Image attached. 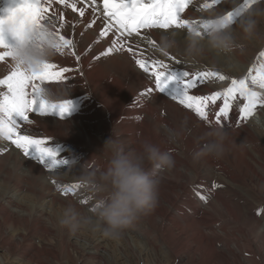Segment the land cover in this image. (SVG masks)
<instances>
[{
	"label": "bare ground",
	"instance_id": "6f19581e",
	"mask_svg": "<svg viewBox=\"0 0 264 264\" xmlns=\"http://www.w3.org/2000/svg\"><path fill=\"white\" fill-rule=\"evenodd\" d=\"M4 2L3 0L1 6L4 5ZM75 2L78 8L81 6L84 7V17H80L78 12H73L66 20L61 21L55 14V18L52 19V22L58 27L61 24L63 25L61 34L73 40L76 46L75 51L76 54L80 56V61L77 64L75 57L72 56L70 52L66 51L63 56L57 53L51 62L62 67L78 68L79 71L65 74L67 77L66 81H46L42 85V87L48 91L46 98L50 102L60 103L65 100H70L72 102L73 107L71 115L61 119L58 114H30L32 118L37 119L34 128L39 127L43 139L54 141L56 139V141L63 144H71L75 150L81 152L83 156H85V158L79 161L80 168L75 166H71L69 169L67 168L68 178L73 174V178L75 179L71 187L72 191H74L79 183L80 176L84 170L88 168H107L111 153L110 150H104L103 147L105 142L111 138L112 135L114 139H118L122 143L125 151L139 150L141 141L149 140L162 152H170L175 160V167L171 171L159 174L161 182L159 186L158 203L151 213L155 216L164 217L171 208L176 210L178 216L181 214L182 217V213H184V217L191 221V226L195 227L194 235L197 236L196 239L199 237L202 240V243L200 242L201 244H198L196 248L193 247V245L188 247L194 251L189 250L184 252V254L189 255V259L191 258L196 262L199 261V259H206L210 263L211 260L215 258L220 264H241L240 257L235 253V249L229 248L227 243H225L223 250L217 249L215 241L210 240V237L216 238L219 236V233L214 231L217 222L213 219V212L221 211L226 214L229 220L239 224L240 232L246 231L248 233L247 237L254 240V243H250L258 244L257 249L254 250L249 243V250H251V252L249 250H246V252L252 253L254 258L259 256L264 259V230H259L257 228L259 220H251V218L245 222H241V217L238 216V211L235 210V207L224 201L220 196V193L224 190L225 192L229 191L230 194L238 195V189H234L229 183H232V186H237L242 185L244 182H248L246 180L248 178L252 179V177H255L260 179L259 173H257V170H255L254 166L250 163L251 159H247V156L251 157V155L248 154L244 147L239 146L232 140L231 126L233 124L230 122L231 120H229V117L224 121L225 126L220 127L229 133L228 141L226 142L227 151L223 158L235 168H225L222 162L224 160L222 159V161L220 159L207 157L199 160L194 159V153L207 142L208 138L206 134L213 126L219 127L214 122V108L210 107L212 105H209L208 108L209 118L213 121L211 126V124L209 125L201 121L194 112L185 109L177 101L172 100L170 96H167V91L165 94L154 91L151 95H143L146 88H154V83L151 77H148L138 68L134 59L128 52H114L112 55L108 56L101 55L108 47L114 46L113 41H116L119 35L114 32H109L107 37H101L99 35L100 31L105 26V21L102 18V0H100V5H92L91 0H83V3H81V0H75ZM8 10L9 7L6 9L0 7V13L6 17L8 15ZM184 17L198 20L199 14L195 13L193 10H187ZM92 21H96V23L92 24ZM173 32L177 34L178 48L170 50L168 54L181 61L179 64H176L174 60H170L167 55L163 54L149 43L151 39L156 40L157 44H159L163 35ZM144 35L145 38L143 40H137L138 38L144 37ZM5 38L10 45L15 46L16 41L10 33H5ZM119 40L124 41L125 37H119ZM182 40L183 36L180 31L173 29L144 30L139 37L135 34L131 37H127L128 46L133 47L134 51H142L144 58L164 60L166 63L170 64L174 70L179 72L186 70L196 72L198 66L196 67L195 63L185 58L182 53ZM137 45L139 46L138 48ZM116 46H118V44ZM206 56L210 58V53L206 54ZM97 57L99 58L97 59ZM11 68L12 62L10 60L0 63V78L8 75ZM174 87V85H171L170 90L174 89ZM214 91H220V89H213L212 85L201 83V85H199L197 89L192 90L190 94L210 95ZM234 125H238V127L245 132L244 140L246 143L249 144V142H251V144H253V141H256V135L252 133L241 120ZM165 127L182 131L180 139L175 143H169L166 139ZM261 127L264 131V123ZM251 138L252 140H250ZM258 141L257 139V142ZM46 146L54 148V146L49 144ZM262 147L264 148V146ZM55 149L58 150V148ZM12 154L14 153L12 152ZM258 155L260 158H264V154L260 153ZM6 159H4V161H6ZM0 161H2V159H0ZM20 161L21 160L17 161L16 158L13 159V170L12 176L10 177H13V184L15 188H18V191H15V189L14 191H9V188H3L1 190L2 192H0V200H11L13 197V195H11L12 192L13 194L16 192L19 193V191L26 186L29 188L33 187V189L37 188V186L45 187L43 178L49 174H44V172H47L45 171L44 165L32 164L33 162L31 163L28 161H24V163H26L24 165L21 164ZM241 165H243L242 167L244 168V175L242 177L235 174V172L239 171ZM200 166L203 167L202 171ZM15 169L18 174L19 172L22 174H17L15 177ZM149 171L151 172V166H149ZM220 173L229 179V183L223 180ZM203 186H206L205 192L201 189ZM68 196L71 199H67V204H62L64 205V209L73 206L78 211H84L80 205L72 201L71 191L68 193ZM87 196L88 197L83 198H99V194L95 192L88 193ZM229 200L230 199H228V201ZM52 201L55 202L53 198ZM13 202L15 203V201ZM26 202L27 201L24 200V202L20 201V203L16 204V206L20 208L21 213H14L12 211L10 201H8V206H4L0 202V218L3 219L0 221V224L5 226L7 231V245L11 248L19 245L16 241L18 238L21 241L25 239V233L31 230L30 223L35 220V215H31V210L29 208L25 209L27 207ZM35 208L37 209V207ZM40 212L42 214L41 218L45 216L44 214L46 213L38 207L36 214H40ZM190 212H194V214L191 215L192 213L190 214ZM54 219H58V216L55 214L51 217V220ZM179 220L175 218L173 221L176 223V221ZM198 220L203 223L205 230H209V236L204 233V229L200 231L198 228L201 227L195 225V221L199 223ZM36 221L39 223V229L43 228L44 234L50 233L47 227L41 225L40 217L36 218ZM254 232L256 234H254ZM10 233L15 235L12 236ZM233 235L235 236L234 233ZM221 236L227 237L229 233L222 229ZM196 242L197 241H195V243ZM20 244L22 243L20 242ZM187 245L189 244L187 243ZM236 248L241 252L244 249L239 245L236 246ZM5 262L6 259L1 256L0 264H5ZM40 264L45 263L41 262Z\"/></svg>",
	"mask_w": 264,
	"mask_h": 264
},
{
	"label": "rangeland",
	"instance_id": "374dc122",
	"mask_svg": "<svg viewBox=\"0 0 264 264\" xmlns=\"http://www.w3.org/2000/svg\"><path fill=\"white\" fill-rule=\"evenodd\" d=\"M4 1V5L1 6L3 0H0V7L2 9H6L8 7L9 9L14 8L20 2V0ZM211 2L212 0H192V3L189 5V8L187 10H193L195 13L199 14V19L195 20L203 22L205 20H208L210 14L213 12L222 15L226 13L227 10H234L236 8H239L245 3V0H227V3L223 6H214V8L212 9L203 8V5L205 3ZM100 4V0H97V5ZM253 8L264 11V0H261V2L257 3ZM249 10L250 9L245 11V13L241 17V20L247 15ZM55 14L57 15V17L62 14L64 17L63 20H66L68 16L73 14V12L70 8L59 5L55 2V0H52L50 18H55ZM0 18H6V16L0 13ZM189 20L192 21L193 19ZM240 23L232 26L236 39L238 41L237 46L233 48L231 52L226 54L217 55L215 53H210V58L204 55L197 60H192L191 62L195 63L196 67L198 66L196 72L211 70L218 71L219 73L225 74L232 78H234L235 76V78H241L248 73L249 69H253V75H255L256 71L264 67V57L260 56V53L264 52V20H262L260 24V34L252 39L244 38V34L239 27ZM173 30H179L183 37L188 32L187 29L173 28ZM145 35L144 37L138 38L137 40H143L145 38ZM3 77H1L0 79H3ZM202 84H209L210 86L212 85L213 89H220V91H222L226 86L225 82H220L215 78H210L208 81L202 82ZM251 86L254 90L260 91V89L255 85ZM218 106H222V102L217 101L216 105H212L210 107L214 108V113H216L219 110ZM240 106L241 102L239 100L233 102L232 111H230L229 113V120H231L230 122L233 124L231 126V128L233 129H231V138L239 146L244 147L247 150L248 154L251 155L253 159L250 156H247V159H251L250 163L254 166V169L257 170V173H259L260 179L249 176L252 177V179H246L248 182H244L242 185L232 186V183H229V179L225 175L220 173L224 181L231 184V187H233L234 189H238V195L230 194L229 191L228 193L227 191L225 192V190H222L223 192L220 193V196L224 201L235 207V210H237L238 212L240 211L239 213L237 211L236 212L238 216L241 217V222H245L246 220L251 218V220L257 219L259 220L257 228L259 230H264V179H261L264 178V158H260L258 155L260 153L264 154V148L262 147L264 146V131L261 127L264 123V107L258 106L255 115H253L246 121H242L244 125L249 128L259 140L257 142L256 139V141H253V144H251V142H249L248 144L244 140L245 132L242 131L240 127H238V125H234L240 121ZM36 120L37 119L33 118V123L31 124L33 128L31 127V125L25 126L24 133L32 135L36 138L43 139L39 127L34 128ZM0 139V159L4 161V159H6L7 157L6 161H4L3 163H1L2 161H0V192H2L1 190L3 188H9V191H14V189L15 191H18V188H15V185L13 184V177L10 178L12 176L13 170V159L16 158L17 161L21 160V164L24 165L26 164L24 163V161H28L31 163L33 162L32 164L37 165L40 163L37 160L25 157L22 151L17 149L13 144H11L10 141H7L3 135H0ZM250 140H252V138ZM48 141V144L54 146V149L58 148L61 156H59L58 159L61 161V165L64 160H68L70 163L67 167L59 166L52 171H49L44 166L45 171H47L44 172V174H49L43 178L45 185L44 188L42 186H37V188L33 189V187L29 188L26 186L22 188L19 193L16 192L13 194L12 192L11 195H13V197L11 198V200H0V202L4 206H8V201H10L12 211L14 213H21L20 208L17 207L16 204L20 203V201L24 202V200H26L27 207L25 209L29 208L31 210V215H35L34 222L30 223L31 230L25 233V239L23 241H21L19 238L16 240L20 246L18 245L14 248H11L7 245V231L5 229V226L0 224V257L3 256L6 259L5 264H40L41 262H44L45 264H220L215 258L211 260L210 263L205 258H203L205 260L199 259V261L196 262L191 258L189 259V255L184 254V252H187L189 250L194 251L193 249H190L188 247L193 245V247L196 248L198 244L202 243V240L199 237L198 239H196L197 236L194 235L195 227L191 226V221L184 217V213H182V217L181 214H179L178 216L174 208H171L164 217H159L157 215L155 216L152 213L143 216L138 220L137 223H135L134 226L128 229L119 240L116 241L105 239L100 234V232H92L86 229H81L76 233H72L67 228L63 229V227L59 226V223L57 222L59 221V218L64 211V205L62 204H67V199H71L68 195H64L63 191L64 189L71 188L73 182L75 181V179L73 178V174L68 178L67 172L69 167L71 166L80 168L81 166L79 161L82 158H85V156H83L81 152L75 150L73 148V145L71 144H63L56 141V139L55 141ZM255 150L258 152H256ZM12 152L14 154H12ZM219 159L225 161L224 162L221 160L224 163L225 168H235L223 157ZM242 166L243 165H241V167L239 168V171L235 172L236 175L241 177L244 175V168ZM200 169L202 171L203 167L200 166ZM15 173L16 177L18 173L17 171ZM7 176L9 179L7 178ZM53 181H55L56 183H53ZM201 189L203 190V192H205L206 186L201 187ZM88 193L90 194L94 192L82 186L80 181L74 191H71L72 201L80 205L84 211L90 212L94 207L97 198H83L88 197ZM52 198L55 202L52 201ZM224 198H228L230 200L228 201V199L225 200ZM13 201H15V203ZM35 207H37V209ZM38 207L41 208L44 213H46L42 218L41 212L40 214H36L38 211ZM213 213V219L217 222L216 226H213L215 228L214 231L218 232L219 236H217L216 238L210 237V240L215 241V246L217 247V249L223 250L225 243H227L229 245V248L235 249V253L240 257L241 264H264L263 258H260L259 256L257 258H254L252 253L246 252V250H249V243L254 241L253 239L247 237L248 233L246 231L240 232L239 224L237 222L229 220L225 213L221 211ZM54 214L58 216L57 220H51V217ZM190 214L193 215L194 212H190ZM38 217H40L41 225L47 227L50 233L44 234L43 228L39 229V223L36 221V218ZM175 218L177 220H180L174 223L173 220ZM2 220L3 219L0 218V221ZM195 222V225H198L197 227H201L198 228L200 229V231L204 229L203 223L200 220H198L199 223L201 222L200 224L197 223V221ZM222 229L228 232L229 236L222 237ZM254 231L257 232L256 230ZM255 232L254 234H256ZM204 233L209 236V230L204 229ZM233 233L235 234V236L233 235ZM10 234L12 236L15 235L13 233ZM195 241H197V244L195 243ZM20 242L23 245L20 244ZM187 243L189 245H187ZM253 243H250V245H252L253 249L255 250L257 249L258 244ZM238 245L244 248L242 252L239 251L238 248H236V246ZM249 251L251 252V250Z\"/></svg>",
	"mask_w": 264,
	"mask_h": 264
},
{
	"label": "snow or ice",
	"instance_id": "6c2138e0",
	"mask_svg": "<svg viewBox=\"0 0 264 264\" xmlns=\"http://www.w3.org/2000/svg\"><path fill=\"white\" fill-rule=\"evenodd\" d=\"M59 5L70 8L72 12L79 13L84 17V7H77L75 0H55ZM261 0H245V3L234 10H227L222 14V23L235 26L241 22V17L246 10L253 8ZM83 3V0H81ZM92 5H97V0H91ZM192 0H102L103 20L105 26L100 31L101 37H107L109 32L119 34L113 47H108L101 55L108 56L114 52H128L134 59L135 64L143 73L152 78L154 88H146L143 95H151L154 91L170 96L185 109L191 110L206 124L213 121L209 118V105H216L217 101H222V106L215 113V124L223 127L224 121L228 119L232 111L233 102L239 100V119L246 121L256 113L257 107H264V67L256 71L253 69L241 78H232L218 71H176L164 60L144 58L142 51H134L128 46L127 37L134 34L141 36L144 30L151 29H187L192 31L193 26H198L202 31H206L209 26L208 20L203 22L184 17L185 11L189 8ZM227 0H212L205 3L203 8L212 9L214 6H223ZM52 0H20L19 4L8 10L6 18H0V63L12 62V68L5 78L0 79V135L10 141L17 149L21 150L25 157L37 160L49 171L56 167L69 165L68 160L58 159L60 152L57 149L46 146L49 141L25 134L24 128L33 123L30 114L49 115L58 114L61 119L71 115L72 102L65 100L60 103H52L45 96V89L42 85L47 82L66 81L65 74L79 71L78 68L62 67L56 63H45L40 71H29L14 63L12 56L13 45H10L5 38L4 25L19 22L21 27L31 25L34 29L41 30V36L49 33L58 40L56 44L57 53L64 55L66 51L75 57L77 64L80 56L76 54L75 44L70 38L61 34V24L59 27L50 18ZM95 10V9H94ZM59 20L63 21V15H59ZM96 21H92L95 24ZM91 26V25H89ZM197 34H201L198 32ZM119 37H125L120 41ZM153 46L157 45L156 40H149ZM118 44V46H116ZM139 46L137 45V48ZM176 64L181 63L175 57L165 54ZM264 57V52L260 53ZM99 57H97L98 59ZM215 78L220 82H225L226 86L222 91H214L210 95L190 94L192 90L198 88L202 82ZM174 89L170 90V86ZM251 85H255L260 91L254 90ZM53 183H56L53 181ZM72 191L67 188L64 195Z\"/></svg>",
	"mask_w": 264,
	"mask_h": 264
},
{
	"label": "clouds",
	"instance_id": "9594fccd",
	"mask_svg": "<svg viewBox=\"0 0 264 264\" xmlns=\"http://www.w3.org/2000/svg\"><path fill=\"white\" fill-rule=\"evenodd\" d=\"M262 20L264 11L257 8L249 10L239 26L245 39L260 34ZM208 22L206 31L193 26V30L184 35L182 53L185 58L195 60L208 53L222 55L237 46L234 29L230 24L222 23L221 15L211 13ZM4 30L16 41L11 50L14 63L26 70L40 71L57 54L58 40L50 33L41 36L40 29H34L31 25L21 27L19 22L4 25ZM155 47L163 54L177 49V34L163 35ZM165 135L169 143H175L182 131L165 127ZM206 136L207 142L194 153L193 158H222L227 151L229 133L213 126ZM103 149L111 153L107 168H88L80 176L82 186L99 194L94 207L88 212L69 206L64 209L58 222L72 233L86 229L100 232L105 239L116 241L140 218L155 209L161 182L159 174L171 171L175 167V160L170 152H162L149 140L141 141L139 150L125 151L122 143L112 135Z\"/></svg>",
	"mask_w": 264,
	"mask_h": 264
}]
</instances>
